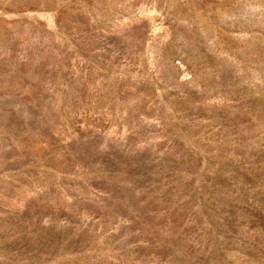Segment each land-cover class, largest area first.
I'll use <instances>...</instances> for the list:
<instances>
[{"label": "rangeland", "instance_id": "rangeland-1", "mask_svg": "<svg viewBox=\"0 0 264 264\" xmlns=\"http://www.w3.org/2000/svg\"><path fill=\"white\" fill-rule=\"evenodd\" d=\"M0 264H264V0H0Z\"/></svg>", "mask_w": 264, "mask_h": 264}]
</instances>
